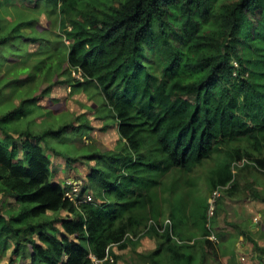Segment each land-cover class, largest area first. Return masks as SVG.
Listing matches in <instances>:
<instances>
[{"label":"trees","instance_id":"obj_1","mask_svg":"<svg viewBox=\"0 0 264 264\" xmlns=\"http://www.w3.org/2000/svg\"><path fill=\"white\" fill-rule=\"evenodd\" d=\"M43 14L59 30L53 37L37 30ZM36 43V54L27 50ZM55 84L90 95L98 119L119 134L116 150L81 156L94 165L93 199L80 204L52 181L47 150L62 154L57 144L89 124L77 125L82 116L44 123L51 113L37 94ZM0 136V257L8 264H117L113 247L142 236L158 239L150 264L166 253L167 264L221 258L208 204L191 212L203 238L189 245L172 232L187 207L184 177L213 161V193L234 184L236 163L264 172V0H0ZM3 198L13 201L3 207ZM165 203L173 224L161 221ZM242 235L264 260L252 232Z\"/></svg>","mask_w":264,"mask_h":264},{"label":"rangeland","instance_id":"obj_2","mask_svg":"<svg viewBox=\"0 0 264 264\" xmlns=\"http://www.w3.org/2000/svg\"><path fill=\"white\" fill-rule=\"evenodd\" d=\"M1 1L6 2V0ZM18 11L20 10H13V12ZM39 20L40 23L37 26L39 32L46 33L51 37L56 32L58 33L59 30L55 28V25L48 20L45 14L40 15ZM25 31L30 32L29 29ZM69 42L66 39V43ZM37 48L38 44L36 43L28 46L27 50L35 53ZM35 57L31 56L28 64H33ZM14 60L11 59L9 62L14 64ZM7 68L8 65L5 69ZM74 75L79 77L77 73H74ZM60 79L63 80L64 78ZM46 87H48V84L43 85L40 90L42 91ZM41 91L37 94L39 95L38 104L45 106L47 113H51L46 118L42 117L45 124L58 125L66 119L75 120L80 116L85 120L84 123L82 119L79 120L77 125L89 124L86 125L85 131L82 133H78L73 137L70 136L69 139H63L62 143L57 144L58 147L54 146L62 154L58 155L50 149L47 150V155L54 163L52 181L69 188L70 196L76 204H80L81 199H84L81 203L86 202L85 200L90 201L93 197L88 190V175L90 174V166H93L94 162L81 156L91 154L94 151L116 150L119 143L117 125L109 120L98 119V115L95 113L98 105L97 101L83 92L72 93V89L66 84L53 85L48 96L41 95ZM42 119L38 118L37 121L40 122ZM19 137V135H14L18 142ZM0 140H4V137L0 136ZM74 150L76 153H73ZM66 154L77 159L68 162ZM23 157L24 153H21L19 158L23 159ZM212 167L213 161H209L195 174L182 179L180 194L183 193L184 197L187 198L185 201L187 207L185 212L182 211V214L179 212L175 214V217L179 214L182 217L174 220L181 226L178 232H172L173 239L179 243L184 242L191 245L197 242L198 239L203 238L202 227H199L191 214V212H196V207L202 202L209 205L206 224L210 233L209 238L216 246L220 245L221 247V258L213 259V261H211V258L206 264H216L218 260L222 261V264H264V260L259 257V252L253 247L250 240L242 235L244 232L251 231L259 246L264 247V201L256 199L252 195L253 191H258L264 197V172L259 171L254 166L248 168L246 164L236 163L234 166V184L209 193L206 188V176L207 170ZM12 201V199L3 198V207ZM170 209L168 203L162 206L164 216L161 217V221L165 225L174 222L172 218L168 217ZM198 211L203 212V209L199 208ZM62 216H66V213H62ZM160 233H164V230H161ZM161 240L165 246L168 245L165 238L162 237ZM133 242L138 243L129 245L124 250L113 247L112 250L120 256L117 264H150L147 255L155 251L158 239L142 236L140 239L138 238V241L137 238H134ZM197 250L200 251V248H197ZM164 253L166 252L164 251ZM166 256L168 257L167 253L159 256L160 264L168 263ZM8 257H0V264H8ZM197 257L200 258L201 254L197 253Z\"/></svg>","mask_w":264,"mask_h":264},{"label":"built area","instance_id":"obj_3","mask_svg":"<svg viewBox=\"0 0 264 264\" xmlns=\"http://www.w3.org/2000/svg\"><path fill=\"white\" fill-rule=\"evenodd\" d=\"M71 192L69 191L68 193H67V195H68V197H70L71 198V194H70ZM72 199V198H71ZM73 200V199H72ZM96 264H102V262L101 261H96Z\"/></svg>","mask_w":264,"mask_h":264}]
</instances>
